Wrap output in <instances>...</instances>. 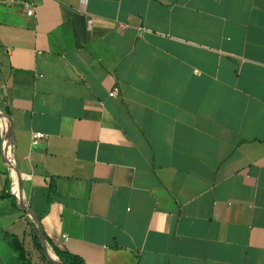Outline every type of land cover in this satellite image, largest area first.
<instances>
[{
  "label": "crops",
  "instance_id": "0c3cea01",
  "mask_svg": "<svg viewBox=\"0 0 264 264\" xmlns=\"http://www.w3.org/2000/svg\"><path fill=\"white\" fill-rule=\"evenodd\" d=\"M36 4L0 0V264H44L6 152L87 264H264V0Z\"/></svg>",
  "mask_w": 264,
  "mask_h": 264
},
{
  "label": "trees",
  "instance_id": "16d2710c",
  "mask_svg": "<svg viewBox=\"0 0 264 264\" xmlns=\"http://www.w3.org/2000/svg\"><path fill=\"white\" fill-rule=\"evenodd\" d=\"M47 243H51L50 240L46 236ZM13 246L16 248V250L19 252V258L22 261L20 264H29L31 261L27 259V251L26 249L19 244L18 241L13 242ZM35 246L40 251V259L44 264H59L57 261L52 260L47 252L44 249V246L41 241V237L39 233H36L35 237ZM51 249L56 254V256L59 258V260L63 264H87L85 259L77 254H74L68 250H61L60 248L54 246L51 243Z\"/></svg>",
  "mask_w": 264,
  "mask_h": 264
},
{
  "label": "water",
  "instance_id": "95a60500",
  "mask_svg": "<svg viewBox=\"0 0 264 264\" xmlns=\"http://www.w3.org/2000/svg\"><path fill=\"white\" fill-rule=\"evenodd\" d=\"M0 117L4 120H6V115L0 110ZM7 133H8V129H7V125H6V132L4 133L5 138L7 137ZM7 156L10 160V162L13 164V167L15 165V176H16V183L14 184V189L17 191L16 192V196L19 200L20 206L22 209H24L25 211H27L35 220L36 224L38 225L39 228V232H40V237L42 240V244L44 246L45 251L47 252L48 256L52 259L57 261L59 264H63L59 258L56 256V254L53 252V250L49 247V244L47 243L46 237H45V233L43 231V228L41 226L40 220L38 218V216L34 213V211L32 210V208L29 206V204L27 203V201L24 199V195L22 194L21 190V175L18 169V165L16 163V160L12 157L10 152H6ZM17 185H20V192H18L17 190Z\"/></svg>",
  "mask_w": 264,
  "mask_h": 264
},
{
  "label": "built area",
  "instance_id": "2783aa9c",
  "mask_svg": "<svg viewBox=\"0 0 264 264\" xmlns=\"http://www.w3.org/2000/svg\"><path fill=\"white\" fill-rule=\"evenodd\" d=\"M12 2H19L22 3L26 9V12L29 16H34L36 9H37V4H36V0H10ZM111 95H117L116 92L111 93ZM33 138H34V142L38 143V141H40L41 139H45L46 138V134L43 132H35L33 133Z\"/></svg>",
  "mask_w": 264,
  "mask_h": 264
},
{
  "label": "bare ground",
  "instance_id": "6f19581e",
  "mask_svg": "<svg viewBox=\"0 0 264 264\" xmlns=\"http://www.w3.org/2000/svg\"><path fill=\"white\" fill-rule=\"evenodd\" d=\"M3 124H4V133L6 132V124H5V120L3 119ZM8 134V133H7ZM14 169H15V165H14ZM15 174V173H14Z\"/></svg>",
  "mask_w": 264,
  "mask_h": 264
}]
</instances>
